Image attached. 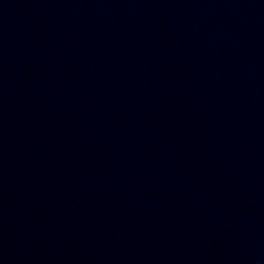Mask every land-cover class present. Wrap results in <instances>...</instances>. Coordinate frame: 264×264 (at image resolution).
Segmentation results:
<instances>
[{
    "label": "water",
    "instance_id": "1",
    "mask_svg": "<svg viewBox=\"0 0 264 264\" xmlns=\"http://www.w3.org/2000/svg\"><path fill=\"white\" fill-rule=\"evenodd\" d=\"M0 264H264V0H0Z\"/></svg>",
    "mask_w": 264,
    "mask_h": 264
}]
</instances>
